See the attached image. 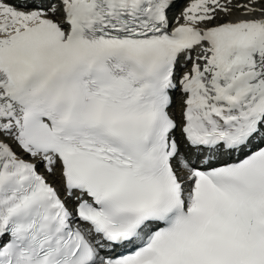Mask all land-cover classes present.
Segmentation results:
<instances>
[{
  "label": "snow or ice",
  "instance_id": "6c2138e0",
  "mask_svg": "<svg viewBox=\"0 0 264 264\" xmlns=\"http://www.w3.org/2000/svg\"><path fill=\"white\" fill-rule=\"evenodd\" d=\"M178 2L0 0V264H264V0Z\"/></svg>",
  "mask_w": 264,
  "mask_h": 264
},
{
  "label": "bare ground",
  "instance_id": "6f19581e",
  "mask_svg": "<svg viewBox=\"0 0 264 264\" xmlns=\"http://www.w3.org/2000/svg\"><path fill=\"white\" fill-rule=\"evenodd\" d=\"M184 1H187V0H182V1L179 2V7H180V8H179L178 11H176V12H178V14H177L178 16H179L180 13L183 11V9L188 5V3L190 2V0L187 1L186 3H185ZM183 2H184V3H183ZM222 2H223V0H222ZM234 2H235V0H234ZM239 2L244 3V2H246V0H239ZM175 14H176V13L173 12L172 8H170L169 11H168V18H169V21H170V22H172V21L174 20L175 17H178V16L175 15ZM237 18L248 19V18H251V17H243V16H240V12H239L238 10H236V9H233L232 14H231V15H228V16H225L223 13H218V14H217V20L214 21V23H215V22L228 21V20H235V19H237ZM180 22H183V21L181 20ZM171 111H172L174 114H178L177 109L174 110V109L172 108Z\"/></svg>",
  "mask_w": 264,
  "mask_h": 264
},
{
  "label": "rangeland",
  "instance_id": "374dc122",
  "mask_svg": "<svg viewBox=\"0 0 264 264\" xmlns=\"http://www.w3.org/2000/svg\"><path fill=\"white\" fill-rule=\"evenodd\" d=\"M180 1H182V0H179V2ZM179 2L178 3H176L173 7H172V10H173V12H175L176 14L175 15H177L178 14V12H176V11H178L179 10ZM178 9V10H177ZM178 16V15H177ZM174 110H176V108H173Z\"/></svg>",
  "mask_w": 264,
  "mask_h": 264
}]
</instances>
